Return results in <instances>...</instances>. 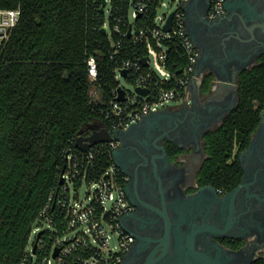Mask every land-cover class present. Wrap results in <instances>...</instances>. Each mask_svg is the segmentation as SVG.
<instances>
[{
  "label": "flooded vegetation",
  "instance_id": "af4514ba",
  "mask_svg": "<svg viewBox=\"0 0 264 264\" xmlns=\"http://www.w3.org/2000/svg\"><path fill=\"white\" fill-rule=\"evenodd\" d=\"M210 11L211 0L187 6L200 78L190 105L115 134L131 240L120 264H264V104L246 147H235L237 184L203 179L206 137L237 110L240 77L264 61V0H228L215 20Z\"/></svg>",
  "mask_w": 264,
  "mask_h": 264
},
{
  "label": "trees",
  "instance_id": "16d2710c",
  "mask_svg": "<svg viewBox=\"0 0 264 264\" xmlns=\"http://www.w3.org/2000/svg\"><path fill=\"white\" fill-rule=\"evenodd\" d=\"M95 6L93 0H0V10L21 11L0 47V264L25 257L41 211L62 185L67 152H80L78 133L106 124L89 103V56L97 59L105 96L116 88ZM184 62L175 53L167 68L176 74ZM263 104L264 61L240 77L237 110L205 139L204 184L230 189L240 180L235 147H246Z\"/></svg>",
  "mask_w": 264,
  "mask_h": 264
},
{
  "label": "built area",
  "instance_id": "2783aa9c",
  "mask_svg": "<svg viewBox=\"0 0 264 264\" xmlns=\"http://www.w3.org/2000/svg\"><path fill=\"white\" fill-rule=\"evenodd\" d=\"M93 1L100 21L97 29L110 42L109 59L115 64L112 75L116 88L108 98L105 96L97 59L89 56V103L106 122L93 125L99 127L98 131L106 130L112 141L95 145L87 152H67L65 168L58 177L62 185L51 193L37 221L46 227L32 232L36 233V241L20 264H120L131 240L121 227L128 203L125 182L114 161L118 146L115 133L128 130L151 114L176 110L163 108L166 103L190 105V87L200 80L196 76L199 53L187 33L185 5L191 0H182L175 11L163 15H159V10L165 7L164 0H104L105 5L102 0ZM227 1L211 0L212 20L224 13ZM20 17V8L0 10V47L9 40ZM131 47L135 54L129 53ZM175 53L185 62L173 74L167 66ZM120 80L132 84L133 92L122 88ZM119 90L124 92L123 101H118ZM103 158L106 161L101 167ZM84 183L94 189L86 205L78 204L75 189ZM70 187L74 189L73 198ZM69 234L74 235L68 238ZM113 239L115 248H111Z\"/></svg>",
  "mask_w": 264,
  "mask_h": 264
},
{
  "label": "rangeland",
  "instance_id": "374dc122",
  "mask_svg": "<svg viewBox=\"0 0 264 264\" xmlns=\"http://www.w3.org/2000/svg\"><path fill=\"white\" fill-rule=\"evenodd\" d=\"M182 2V0H164V4L165 7L159 10V15H163V14H167V13H172L173 11H175L177 9V7L180 5V3ZM107 17V14H106ZM120 86L122 88H124L127 91L133 92V85L124 81V80H120ZM182 106L181 103L179 102H169L166 103L163 108L166 109H179ZM71 188V197H74V192H73V188ZM93 193H94V189L91 186H88L86 183L82 184L80 188L77 189V199H78V204H88V202L90 201L89 199H91L93 197ZM46 226L43 227V225L41 223L35 224V227L33 228V231H35L37 228L42 229L45 228ZM74 234H69L67 237L68 238H72ZM36 241V233L32 234L30 237V241H29V246L28 249L32 250V247L34 245ZM116 247V243L115 240H111V248H115Z\"/></svg>",
  "mask_w": 264,
  "mask_h": 264
},
{
  "label": "water",
  "instance_id": "95a60500",
  "mask_svg": "<svg viewBox=\"0 0 264 264\" xmlns=\"http://www.w3.org/2000/svg\"><path fill=\"white\" fill-rule=\"evenodd\" d=\"M102 1L104 3V0H102ZM198 1L199 0H191L190 2H188L185 5V10L187 11V6L189 4L196 5V3ZM104 5H105V3H104ZM173 16H174L173 14L170 16V18L168 20V24L165 27V30H167V31L170 29ZM142 64L144 66L147 65V63L144 60L142 61ZM122 75L125 76L126 75L125 72H122ZM196 76L199 78L198 72L196 73ZM221 83H223L225 85L227 84V82H221ZM193 85H198V81H194L191 86H193ZM137 92L143 94L144 96L147 95V92H141L140 90H138ZM119 94H120V97H119L118 101H123V99H124V92L122 90H119ZM163 112H167V111H163ZM98 130H99V127L98 126H95V125L89 126L86 129V131H90L92 134L89 137H87V138H84L83 137V135L85 133V130L80 131L78 133V140H77L76 146L82 152H87L91 147H93L95 145L109 143V142L112 141L111 135L106 130H100V131H98ZM115 134H117V133H115ZM57 254H58V251L55 252L54 257H57Z\"/></svg>",
  "mask_w": 264,
  "mask_h": 264
},
{
  "label": "crops",
  "instance_id": "0c3cea01",
  "mask_svg": "<svg viewBox=\"0 0 264 264\" xmlns=\"http://www.w3.org/2000/svg\"><path fill=\"white\" fill-rule=\"evenodd\" d=\"M198 84H199V82H198Z\"/></svg>",
  "mask_w": 264,
  "mask_h": 264
}]
</instances>
